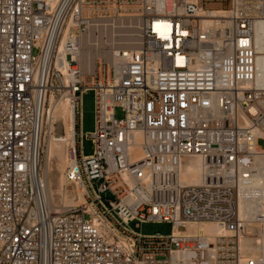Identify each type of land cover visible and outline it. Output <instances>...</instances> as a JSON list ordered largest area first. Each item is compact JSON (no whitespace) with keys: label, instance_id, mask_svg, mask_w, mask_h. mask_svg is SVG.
I'll use <instances>...</instances> for the list:
<instances>
[{"label":"built area","instance_id":"1","mask_svg":"<svg viewBox=\"0 0 264 264\" xmlns=\"http://www.w3.org/2000/svg\"><path fill=\"white\" fill-rule=\"evenodd\" d=\"M227 4L214 16L192 0H0V264H264V0ZM118 20L139 42L92 48L87 35ZM63 103L70 139L55 133ZM51 134L70 158L60 210L43 170Z\"/></svg>","mask_w":264,"mask_h":264},{"label":"bare ground","instance_id":"2","mask_svg":"<svg viewBox=\"0 0 264 264\" xmlns=\"http://www.w3.org/2000/svg\"><path fill=\"white\" fill-rule=\"evenodd\" d=\"M194 2H199L198 0H192ZM214 16H225L224 10L217 11L216 10H210ZM134 21V20H132ZM127 23L118 20V22L115 23V25L112 27V29L104 28L102 32L105 34V36L100 37V39H93V31H91L87 35L88 43L90 42V45H92V48H104L109 46L110 48L114 46H127L130 43H137L139 42L138 37V29L135 27L134 24L131 22V26H127ZM126 28L127 33L123 34L121 29ZM100 31V30H99ZM105 31V32H104ZM111 34L109 37L108 35ZM137 34V35H136ZM122 36L125 38H128L129 40H118V38ZM101 42V43H100ZM97 46V47H96ZM90 53L86 52V56H83L84 64L87 62L89 58ZM59 122L63 123V128L65 130V134L67 135V138H71V133L74 129V117L73 113L69 109L68 105L66 103L58 105L56 109V116H55V125H57ZM54 131V129H53ZM55 154L57 155H63V167L65 170L70 164V158L67 154V147L65 144H59L54 141L53 135L51 134L48 139L47 144V150L46 154L44 156V173L46 175V178L48 180V199L50 204L54 207V210H60L55 207L53 204V192L51 190L50 181L48 178V172L50 170V164L52 159L55 157ZM65 172V171H64ZM64 172H63V179H64ZM185 181L190 185H199L202 183V162L198 159L191 161L190 164H188L186 175H184ZM65 180L61 184V191H60V200L62 205H66L67 201L66 199L70 196V192L68 190H65ZM64 188V189H63ZM80 201H82L81 196L79 195ZM199 232H205L208 235H213L216 233V229L213 225H205L202 227H199Z\"/></svg>","mask_w":264,"mask_h":264},{"label":"rangeland","instance_id":"3","mask_svg":"<svg viewBox=\"0 0 264 264\" xmlns=\"http://www.w3.org/2000/svg\"><path fill=\"white\" fill-rule=\"evenodd\" d=\"M198 3L204 4V6L209 10H225L227 8V0H198ZM132 24H135V21H132ZM122 33H127V29L122 28ZM105 32V31H104ZM138 34V33H137ZM136 34V35H137ZM111 34L108 35V37ZM105 36V34L102 32V29L100 31H95L93 33L92 38L93 39H100V37ZM118 40H129L128 38L120 36ZM101 43V42H100ZM136 43H130L128 46H135ZM95 95L93 91H89L86 94L83 95L82 98V133L85 135L82 139V151L84 156H91L94 151V145L90 139L87 138L88 134H91L95 130V114H94V108H95ZM115 116L117 119L124 118V112L118 108L116 110ZM63 123L59 122L55 126V133L57 135L64 134L65 130L63 128ZM258 145L264 149V140L261 139L258 141ZM63 155H57L55 154V157L52 159L50 164V170L48 172V178L51 185V190L53 192V204L57 208L62 206L61 200H60V191H61V184L63 183V172L65 171L63 167ZM184 162H187V159L183 160ZM45 163H43V169H44ZM65 190H68L70 194H72V189L67 188L64 186ZM63 188V189H64ZM106 199H113L109 195L106 196ZM60 209V208H59ZM131 229H133L136 232H142L144 235H153V234H160V235H169L171 233L172 226L168 223H149L143 225L141 228H137L135 223L130 224Z\"/></svg>","mask_w":264,"mask_h":264}]
</instances>
